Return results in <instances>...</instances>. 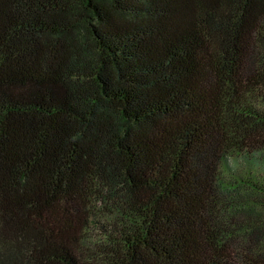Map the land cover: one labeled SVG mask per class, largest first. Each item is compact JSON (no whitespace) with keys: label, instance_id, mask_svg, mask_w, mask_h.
<instances>
[{"label":"trees","instance_id":"trees-1","mask_svg":"<svg viewBox=\"0 0 264 264\" xmlns=\"http://www.w3.org/2000/svg\"><path fill=\"white\" fill-rule=\"evenodd\" d=\"M0 264H264V0H0Z\"/></svg>","mask_w":264,"mask_h":264}]
</instances>
